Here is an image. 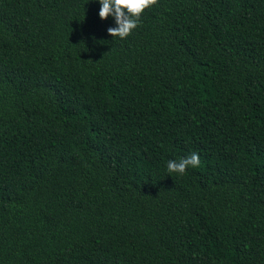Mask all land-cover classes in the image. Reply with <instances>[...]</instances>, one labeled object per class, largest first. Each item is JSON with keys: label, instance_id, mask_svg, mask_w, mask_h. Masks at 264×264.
Masks as SVG:
<instances>
[{"label": "trees", "instance_id": "16d2710c", "mask_svg": "<svg viewBox=\"0 0 264 264\" xmlns=\"http://www.w3.org/2000/svg\"><path fill=\"white\" fill-rule=\"evenodd\" d=\"M99 9L0 0V264H264V0Z\"/></svg>", "mask_w": 264, "mask_h": 264}, {"label": "clouds", "instance_id": "9594fccd", "mask_svg": "<svg viewBox=\"0 0 264 264\" xmlns=\"http://www.w3.org/2000/svg\"><path fill=\"white\" fill-rule=\"evenodd\" d=\"M157 3V0H99V17L107 19L114 17L116 26L109 27L107 33L121 39L131 34V31L138 26L139 18L144 10ZM200 165V157L192 153L187 157L177 160H168L167 171L183 175L186 169Z\"/></svg>", "mask_w": 264, "mask_h": 264}]
</instances>
